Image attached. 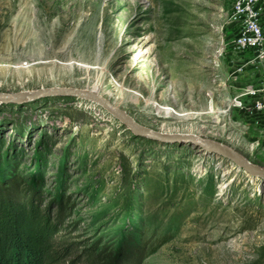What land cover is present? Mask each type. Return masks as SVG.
<instances>
[{
  "label": "rangeland",
  "instance_id": "obj_1",
  "mask_svg": "<svg viewBox=\"0 0 264 264\" xmlns=\"http://www.w3.org/2000/svg\"><path fill=\"white\" fill-rule=\"evenodd\" d=\"M232 7L0 0V93L101 86L137 125L214 142L264 168V40L242 58L254 53L234 47ZM146 100L195 115H158ZM10 176L38 184L46 201L68 200L57 239L76 244L75 264L85 251L107 257L142 242V264H264L263 181L188 144L137 137L87 99L0 104V180Z\"/></svg>",
  "mask_w": 264,
  "mask_h": 264
},
{
  "label": "trees",
  "instance_id": "obj_2",
  "mask_svg": "<svg viewBox=\"0 0 264 264\" xmlns=\"http://www.w3.org/2000/svg\"><path fill=\"white\" fill-rule=\"evenodd\" d=\"M45 197L36 183L16 176L0 180V264H75L70 257L76 244L57 239L71 213L68 200ZM146 250L142 242L107 257L85 251L80 264H142Z\"/></svg>",
  "mask_w": 264,
  "mask_h": 264
},
{
  "label": "water",
  "instance_id": "obj_3",
  "mask_svg": "<svg viewBox=\"0 0 264 264\" xmlns=\"http://www.w3.org/2000/svg\"><path fill=\"white\" fill-rule=\"evenodd\" d=\"M61 94L68 96H75L80 99H87L91 102L101 106L107 112L117 118L123 126L128 128L135 136L145 138L150 141H155L161 144H188L197 148L199 151L217 155L227 160L229 163L234 164L238 169L246 175L257 178L264 182V168L254 166L240 156L234 154L229 149L222 145L216 144L208 140H199L191 136L180 135H164L149 131L136 123H134L122 110L118 109L102 97L91 93L87 90H78L73 88H52L45 90H37L33 92H17L13 94L0 93V104L16 105L22 104L31 98L41 95Z\"/></svg>",
  "mask_w": 264,
  "mask_h": 264
},
{
  "label": "built area",
  "instance_id": "obj_4",
  "mask_svg": "<svg viewBox=\"0 0 264 264\" xmlns=\"http://www.w3.org/2000/svg\"><path fill=\"white\" fill-rule=\"evenodd\" d=\"M260 7L264 8V0H233L228 20L231 25L237 27L233 43L238 51H254L261 46L264 32L259 18ZM257 53L259 57L264 55L261 51Z\"/></svg>",
  "mask_w": 264,
  "mask_h": 264
},
{
  "label": "bare ground",
  "instance_id": "obj_5",
  "mask_svg": "<svg viewBox=\"0 0 264 264\" xmlns=\"http://www.w3.org/2000/svg\"><path fill=\"white\" fill-rule=\"evenodd\" d=\"M100 90H101V86L94 85V87L91 90H87V91L100 96L99 95ZM119 93L122 95L121 89H119ZM135 101H138V99H136ZM145 102H146V104L151 103V105L153 107H155L156 114H158V115H169V116H172L175 119L180 120V121H184L187 118L193 117L195 115L193 113H184V112H180V111H175L173 109H170L169 107L160 106V105H157L155 102H150V100H146ZM115 107H117V106H115ZM212 112L213 111L211 109L207 111V113H212ZM223 113H224V111H222V110H218V112H217V114H223Z\"/></svg>",
  "mask_w": 264,
  "mask_h": 264
},
{
  "label": "crops",
  "instance_id": "obj_6",
  "mask_svg": "<svg viewBox=\"0 0 264 264\" xmlns=\"http://www.w3.org/2000/svg\"><path fill=\"white\" fill-rule=\"evenodd\" d=\"M252 52H253V51H252ZM253 53H254V52H253ZM247 55H248V54H247ZM254 55H256V54L254 53V54H253V55H251V56H243L242 58H244V59H247V58L249 57V58H253V59H254V58H255V56H254Z\"/></svg>",
  "mask_w": 264,
  "mask_h": 264
}]
</instances>
